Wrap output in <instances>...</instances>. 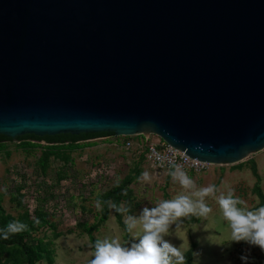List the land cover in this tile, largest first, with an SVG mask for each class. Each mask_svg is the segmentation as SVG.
<instances>
[{
	"label": "water",
	"instance_id": "1",
	"mask_svg": "<svg viewBox=\"0 0 264 264\" xmlns=\"http://www.w3.org/2000/svg\"><path fill=\"white\" fill-rule=\"evenodd\" d=\"M150 134L264 149V0H0V143Z\"/></svg>",
	"mask_w": 264,
	"mask_h": 264
},
{
	"label": "rangeland",
	"instance_id": "2",
	"mask_svg": "<svg viewBox=\"0 0 264 264\" xmlns=\"http://www.w3.org/2000/svg\"><path fill=\"white\" fill-rule=\"evenodd\" d=\"M123 140L133 146L125 149ZM140 141L139 136L79 145L27 141L11 157L6 153L0 162V207L4 217L28 226L22 232L25 241L42 256L35 264H90L97 240L115 238L130 247L138 240L126 230L127 215L139 216L144 207L183 191L170 172L144 161ZM186 173L197 188L215 185L217 196L233 189L249 210L261 207L257 189L264 197V149L236 163L206 164L200 172ZM206 203L212 208L207 219L182 218L164 237L181 248L186 264H244L241 256L248 264H264L259 248L230 242L217 201L209 196ZM111 204L129 211L118 212ZM0 264H28V259L20 247L0 246Z\"/></svg>",
	"mask_w": 264,
	"mask_h": 264
},
{
	"label": "clouds",
	"instance_id": "3",
	"mask_svg": "<svg viewBox=\"0 0 264 264\" xmlns=\"http://www.w3.org/2000/svg\"><path fill=\"white\" fill-rule=\"evenodd\" d=\"M172 179L179 183L183 191L170 200H161L154 207H144L139 216L127 215L126 230L133 235L131 246L122 244L118 239L97 240L94 245V258L90 264H186L185 253L164 237L169 235L171 225L177 224L182 218L196 216L207 219L212 208L206 203V197H213L227 221L231 231L230 242H244L250 247H257L264 252V206L249 210L233 189L226 194L216 195L217 188L210 185L197 188L195 182L180 165L169 161ZM147 179V173L144 174ZM243 205V207H240ZM99 207V202H97ZM116 211L127 213V208H117ZM27 225L20 221L8 223L0 229V238L8 240L10 235L27 230ZM244 264L248 257L241 256Z\"/></svg>",
	"mask_w": 264,
	"mask_h": 264
},
{
	"label": "built area",
	"instance_id": "4",
	"mask_svg": "<svg viewBox=\"0 0 264 264\" xmlns=\"http://www.w3.org/2000/svg\"><path fill=\"white\" fill-rule=\"evenodd\" d=\"M136 136H139L141 138V141L138 144V146L141 149L142 152L141 155L144 158V161L155 169L164 171L166 173L171 172L173 169L169 164L170 160L180 165L185 172L197 173L200 172L203 169V167L206 165L205 163L194 161L192 159L187 158L179 151L170 147L165 141H163L158 136L152 134L147 135L146 137L144 135H136ZM116 138H123V137H116ZM26 142L27 141L0 143V146L4 145V148H0V162L3 160V158H5L6 153H9L11 157L15 152V148ZM31 142H35V141H31ZM121 145L125 149H130L133 146V142L130 140H123Z\"/></svg>",
	"mask_w": 264,
	"mask_h": 264
},
{
	"label": "trees",
	"instance_id": "5",
	"mask_svg": "<svg viewBox=\"0 0 264 264\" xmlns=\"http://www.w3.org/2000/svg\"><path fill=\"white\" fill-rule=\"evenodd\" d=\"M75 143V142H74ZM71 143L70 145L74 144ZM253 171H255V167L252 166ZM257 193L260 197V205L261 207L264 206V197L261 194V192L257 189ZM14 219L10 216H6L4 217L2 214V208L0 207V229L5 228V226L10 223L13 222ZM0 246L3 247H7V246H17L20 247L24 253V255L26 256V258L28 259V264H35L36 262L40 261L42 259L41 253L40 251L33 246L30 243H27L25 241V238L21 233L19 234H15V235H10L8 240H4L2 238H0ZM48 264H52L51 261H49Z\"/></svg>",
	"mask_w": 264,
	"mask_h": 264
},
{
	"label": "crops",
	"instance_id": "6",
	"mask_svg": "<svg viewBox=\"0 0 264 264\" xmlns=\"http://www.w3.org/2000/svg\"><path fill=\"white\" fill-rule=\"evenodd\" d=\"M114 137V136H113ZM99 139L101 138H98V139H93L91 141H98ZM83 142H86V141H81V142H75L74 144L72 145H79V144H82ZM71 143H64V144H54V145H70ZM51 145V144H50Z\"/></svg>",
	"mask_w": 264,
	"mask_h": 264
}]
</instances>
